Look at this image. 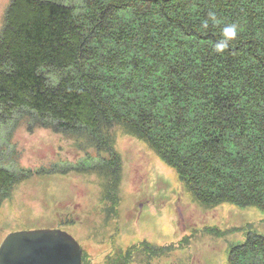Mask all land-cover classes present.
Wrapping results in <instances>:
<instances>
[{
  "label": "trees",
  "instance_id": "trees-1",
  "mask_svg": "<svg viewBox=\"0 0 264 264\" xmlns=\"http://www.w3.org/2000/svg\"><path fill=\"white\" fill-rule=\"evenodd\" d=\"M233 23L236 38L214 52ZM27 116L107 147L101 168L117 157L108 132L124 124L200 203L264 211V0H12L0 37V148ZM41 170L0 167V204ZM228 260L264 264V236L249 234Z\"/></svg>",
  "mask_w": 264,
  "mask_h": 264
},
{
  "label": "rangeland",
  "instance_id": "rangeland-1",
  "mask_svg": "<svg viewBox=\"0 0 264 264\" xmlns=\"http://www.w3.org/2000/svg\"><path fill=\"white\" fill-rule=\"evenodd\" d=\"M11 1L0 0V37ZM28 117L0 148V167L43 175L18 183L0 204V247L11 233L59 229L81 246L82 264H229L232 246L264 236V211L200 203L134 129L108 132L117 157L101 168L107 147ZM53 165L59 171L47 174Z\"/></svg>",
  "mask_w": 264,
  "mask_h": 264
},
{
  "label": "water",
  "instance_id": "water-1",
  "mask_svg": "<svg viewBox=\"0 0 264 264\" xmlns=\"http://www.w3.org/2000/svg\"><path fill=\"white\" fill-rule=\"evenodd\" d=\"M83 250L68 232L37 229L9 234L0 264H82Z\"/></svg>",
  "mask_w": 264,
  "mask_h": 264
},
{
  "label": "clouds",
  "instance_id": "clouds-1",
  "mask_svg": "<svg viewBox=\"0 0 264 264\" xmlns=\"http://www.w3.org/2000/svg\"><path fill=\"white\" fill-rule=\"evenodd\" d=\"M209 20L215 22L216 17L214 13L209 14ZM204 28L208 27V21L206 20L203 24ZM238 34V26L236 24H229L226 25L222 29L221 38L214 43L213 51L216 53H223L227 47L229 46L230 42L236 38Z\"/></svg>",
  "mask_w": 264,
  "mask_h": 264
}]
</instances>
